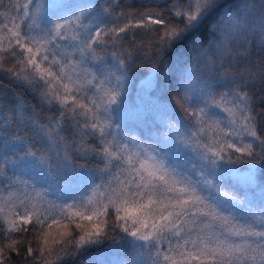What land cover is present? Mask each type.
I'll return each instance as SVG.
<instances>
[{
    "label": "snow or ice",
    "instance_id": "obj_1",
    "mask_svg": "<svg viewBox=\"0 0 264 264\" xmlns=\"http://www.w3.org/2000/svg\"><path fill=\"white\" fill-rule=\"evenodd\" d=\"M0 8V73L38 101L0 106V264H61L108 242L122 253L111 264H264V0ZM173 52L179 87L150 143L126 126L128 74L146 60L163 86ZM238 164L243 190L224 183Z\"/></svg>",
    "mask_w": 264,
    "mask_h": 264
},
{
    "label": "trees",
    "instance_id": "obj_2",
    "mask_svg": "<svg viewBox=\"0 0 264 264\" xmlns=\"http://www.w3.org/2000/svg\"><path fill=\"white\" fill-rule=\"evenodd\" d=\"M3 2L7 4L8 0H3ZM94 2L103 4L107 0H94ZM150 2L163 3L164 0H121L122 4H131L135 7ZM227 2L231 4L234 0H227ZM249 2L259 4L260 0H249ZM0 11H4V9L0 8ZM251 51L255 55L257 50L253 47ZM185 58H189L187 52H185ZM176 61L177 54L173 52L160 65L159 77H168L163 80V86L160 84L158 74L151 70L154 65L146 60H137L128 74L124 105V113L127 121L126 126L130 132H134L141 139L147 140L150 143L156 140H160L163 143L164 134L167 131V120L164 116L162 106L169 104H173L174 106L171 98L176 94L173 89L179 87L181 71L180 65ZM217 91H222V89H217ZM253 91L258 100L260 96L264 95V91L260 90L259 87ZM17 97H22L31 105L38 103L37 97L26 87L21 86L19 82L13 81L7 74L0 73V106H7L10 109L14 106ZM258 107H264V104H260ZM42 114L46 115L49 113L47 109H44ZM220 115L223 114L220 113ZM0 119H3V113H0ZM172 136L174 138L175 133ZM186 158L185 155L177 153L178 160H184ZM83 162L81 160L77 161V163ZM88 163L90 167L95 168L97 161L90 160ZM236 167L239 171L225 177L224 183L237 190H243L242 175L245 173L247 166L238 164ZM95 182H100L98 174L95 176ZM257 184H264V171L257 172ZM252 192L255 194L254 199L258 202L260 199L259 187L252 189ZM68 202L70 203L71 201ZM120 247V245H113L111 242H108L102 246L94 247L75 258H68L61 262V264H87V261L90 259L106 261L108 264H111L114 259H118L119 255L122 254L117 252V249ZM13 264H24L23 257L13 254Z\"/></svg>",
    "mask_w": 264,
    "mask_h": 264
},
{
    "label": "rangeland",
    "instance_id": "obj_3",
    "mask_svg": "<svg viewBox=\"0 0 264 264\" xmlns=\"http://www.w3.org/2000/svg\"><path fill=\"white\" fill-rule=\"evenodd\" d=\"M244 174H245V173H243V175H242L243 177H244Z\"/></svg>",
    "mask_w": 264,
    "mask_h": 264
}]
</instances>
